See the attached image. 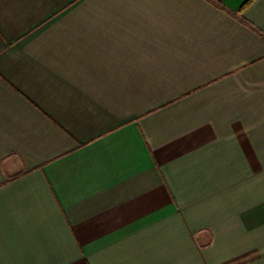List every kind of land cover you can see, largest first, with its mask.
Instances as JSON below:
<instances>
[{
  "label": "crops",
  "instance_id": "1",
  "mask_svg": "<svg viewBox=\"0 0 264 264\" xmlns=\"http://www.w3.org/2000/svg\"><path fill=\"white\" fill-rule=\"evenodd\" d=\"M0 0V264H264V0Z\"/></svg>",
  "mask_w": 264,
  "mask_h": 264
},
{
  "label": "trees",
  "instance_id": "2",
  "mask_svg": "<svg viewBox=\"0 0 264 264\" xmlns=\"http://www.w3.org/2000/svg\"><path fill=\"white\" fill-rule=\"evenodd\" d=\"M250 2H251L250 0H249V1H247V2H246V5H247V4H249Z\"/></svg>",
  "mask_w": 264,
  "mask_h": 264
}]
</instances>
